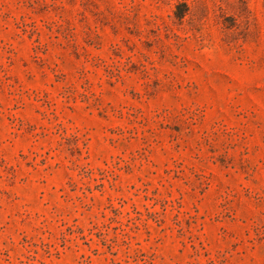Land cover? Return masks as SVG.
<instances>
[{
	"label": "rangeland",
	"instance_id": "obj_1",
	"mask_svg": "<svg viewBox=\"0 0 264 264\" xmlns=\"http://www.w3.org/2000/svg\"><path fill=\"white\" fill-rule=\"evenodd\" d=\"M0 264H264V0H0Z\"/></svg>",
	"mask_w": 264,
	"mask_h": 264
},
{
	"label": "trees",
	"instance_id": "obj_2",
	"mask_svg": "<svg viewBox=\"0 0 264 264\" xmlns=\"http://www.w3.org/2000/svg\"><path fill=\"white\" fill-rule=\"evenodd\" d=\"M185 14V12H178L177 10L174 11V15L177 19H181L183 17V15Z\"/></svg>",
	"mask_w": 264,
	"mask_h": 264
}]
</instances>
